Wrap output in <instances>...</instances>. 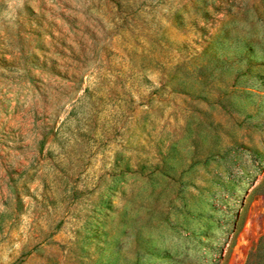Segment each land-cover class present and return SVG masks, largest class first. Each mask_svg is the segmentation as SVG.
<instances>
[{"label": "rangeland", "instance_id": "obj_1", "mask_svg": "<svg viewBox=\"0 0 264 264\" xmlns=\"http://www.w3.org/2000/svg\"><path fill=\"white\" fill-rule=\"evenodd\" d=\"M264 233V0H0V264H245Z\"/></svg>", "mask_w": 264, "mask_h": 264}, {"label": "trees", "instance_id": "obj_2", "mask_svg": "<svg viewBox=\"0 0 264 264\" xmlns=\"http://www.w3.org/2000/svg\"><path fill=\"white\" fill-rule=\"evenodd\" d=\"M245 264H264V233L250 246Z\"/></svg>", "mask_w": 264, "mask_h": 264}]
</instances>
